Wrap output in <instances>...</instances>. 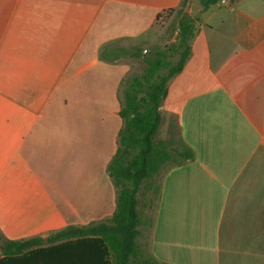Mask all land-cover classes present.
I'll use <instances>...</instances> for the list:
<instances>
[{
  "label": "crops",
  "instance_id": "crops-1",
  "mask_svg": "<svg viewBox=\"0 0 264 264\" xmlns=\"http://www.w3.org/2000/svg\"><path fill=\"white\" fill-rule=\"evenodd\" d=\"M177 7L198 20L158 130L194 157L160 174L138 242L165 264H264V0H0V238L111 217L131 63L100 51L173 42L157 14Z\"/></svg>",
  "mask_w": 264,
  "mask_h": 264
},
{
  "label": "trees",
  "instance_id": "trees-1",
  "mask_svg": "<svg viewBox=\"0 0 264 264\" xmlns=\"http://www.w3.org/2000/svg\"><path fill=\"white\" fill-rule=\"evenodd\" d=\"M217 0H200L205 10ZM174 11L178 19L175 40L154 46L143 56L140 73L121 80V103L118 114L122 120L117 134V148L106 170L116 187V206L110 218L85 225H67L43 237L26 239L0 238V264H165L157 260L138 242L141 227L152 225V215L145 216L139 208L141 186L155 192L159 185L151 182L160 171L181 165L194 157V151L180 137L156 139L161 115L159 107L167 92V81L181 71L191 53L190 39L198 16L182 9ZM160 14H157V19ZM105 60L121 56H141L139 45L129 48L113 41L103 46ZM177 55V59L172 57ZM174 125V123H173ZM172 125V129L176 126Z\"/></svg>",
  "mask_w": 264,
  "mask_h": 264
},
{
  "label": "rangeland",
  "instance_id": "rangeland-1",
  "mask_svg": "<svg viewBox=\"0 0 264 264\" xmlns=\"http://www.w3.org/2000/svg\"><path fill=\"white\" fill-rule=\"evenodd\" d=\"M178 19L177 15H175L174 11H163L158 20H157V28H159V40H157L158 42H162L165 38L166 40L170 38V36L172 35L173 31L172 30V24H174L176 22V20ZM153 34V33H152ZM131 45H128L126 47H130ZM154 46H163V45H151L148 46L147 49H145L144 47L140 46L142 55L141 56H129V55H124L121 56L124 60H127L131 63V67L129 69V73L127 74V76L133 75V74H137L140 73L143 68H144V61H143V56L146 55V53L148 51H152ZM177 55H174L172 57L173 60L177 59ZM163 117L164 119L166 118V112L162 111ZM166 122L164 120L163 124L161 125L160 129L158 130L155 138L156 139H164L165 136V132H166ZM173 123L172 121L170 122V126H169V134H171L172 136L176 137L175 135V129H172ZM174 126V125H173ZM164 170L162 169L160 171V173L155 176L153 179H151L152 184L157 185L159 183V179H160V174L163 172ZM154 196H155V192L153 191L152 188L146 189L143 186L140 187L139 191H138V198H139V208L143 211L145 216H151L152 215V211H153V203H154ZM67 225H76V224H67ZM65 225V226H67ZM82 225V224H80ZM62 226L61 228L65 227ZM142 247V246H141ZM145 249V247H142ZM132 264H137V263H132Z\"/></svg>",
  "mask_w": 264,
  "mask_h": 264
},
{
  "label": "built area",
  "instance_id": "built-area-1",
  "mask_svg": "<svg viewBox=\"0 0 264 264\" xmlns=\"http://www.w3.org/2000/svg\"><path fill=\"white\" fill-rule=\"evenodd\" d=\"M230 0H217L216 2H218V4H226L228 3Z\"/></svg>",
  "mask_w": 264,
  "mask_h": 264
}]
</instances>
